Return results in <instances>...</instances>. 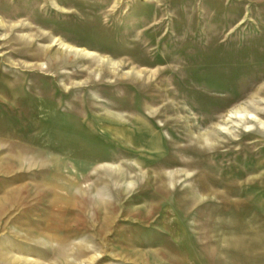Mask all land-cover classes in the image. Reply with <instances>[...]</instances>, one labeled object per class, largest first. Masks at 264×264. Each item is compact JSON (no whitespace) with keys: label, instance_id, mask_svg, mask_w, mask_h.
I'll return each mask as SVG.
<instances>
[{"label":"rangeland","instance_id":"374dc122","mask_svg":"<svg viewBox=\"0 0 264 264\" xmlns=\"http://www.w3.org/2000/svg\"><path fill=\"white\" fill-rule=\"evenodd\" d=\"M0 264H264V0H0Z\"/></svg>","mask_w":264,"mask_h":264}]
</instances>
